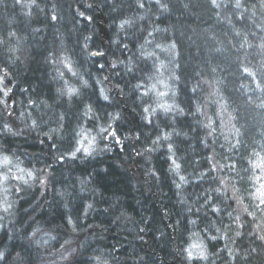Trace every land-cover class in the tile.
<instances>
[{"label":"trees","instance_id":"16d2710c","mask_svg":"<svg viewBox=\"0 0 264 264\" xmlns=\"http://www.w3.org/2000/svg\"><path fill=\"white\" fill-rule=\"evenodd\" d=\"M139 2L144 3L143 8L139 7ZM139 2L37 0L39 7L35 8L30 4L22 7L16 0H0V39L4 40L0 43V68L6 67L11 72L10 102L17 101L15 109H9L12 115L5 116L0 111V118L14 121V127L20 125L18 112L25 111L27 115L26 109L31 107L20 102L31 98L38 101L32 115L42 112L47 122V126L36 132L26 130L20 136H0V144L7 142L23 167L45 168L54 176L46 190L37 187L19 199L14 216L0 213L6 217L0 223L8 229V235L17 237L14 241H5L6 250L12 260L17 255L23 256L24 264H70L72 260L78 264H96L95 258L101 255L109 264H181L187 259V252L181 249L202 241L209 253L215 246L217 255L212 256L213 264H264V241L258 238L261 233L254 224H245L240 230L243 235L237 237L236 222L227 215L232 208L226 207L219 216L208 213L221 232H216L215 228L204 231L201 217L206 206L198 194L212 181L206 178L197 186L196 179L191 177L193 168L197 167L192 162L200 161V166L206 168L204 157L208 154H214L221 163L228 162L221 157H230L237 163L239 176L245 175L246 160L253 152L264 154V47H261L264 45V6L260 5V0H241L240 8H236L235 0H216L219 7L211 0ZM89 4L93 5L91 9ZM80 12L91 15L93 20L88 22ZM53 15L57 20L51 19ZM124 18L132 20L134 25L126 32L118 28L120 19ZM113 22L114 28L109 27ZM103 25L107 28L106 34L101 31ZM9 32L16 35L10 36ZM109 36L129 44V48L125 50L122 44L118 47L115 42L110 43ZM86 42L88 49L84 50ZM157 44L161 48H157ZM9 48L18 51L12 53ZM92 50H101L105 56L90 58L87 51ZM140 52H144L145 57L149 53L155 56L142 59ZM60 55L71 56L74 65L82 63L79 71L85 79L88 72L95 79L109 77L110 83L96 87L120 84L123 92L112 91V103L98 100L95 95L90 102L98 109L101 124L111 121L106 114L119 112L121 119L112 122L113 127L121 139L133 136L132 140L124 139L123 150L109 140L111 151L101 152L94 159L63 167L55 162L53 141L45 140L43 132L48 126L56 127V117L53 111L41 105L57 86L52 77L56 74L55 67L62 66L54 67L50 59ZM116 57L138 60L135 78L126 72H113L109 61ZM94 61L104 64L105 68L98 71ZM161 63L163 68H160ZM149 76L154 79L149 80ZM158 80L169 87L165 88ZM137 83H144L149 89L155 83L157 91L168 92L164 97L151 93L153 108L157 103L173 102L184 108L185 115L173 111L172 127L164 131L172 133L176 139L178 162L188 165L187 172L180 173L192 179L191 187L185 186L187 191L182 193L186 204L178 202L175 184L182 182L168 171L170 162H166L163 148L151 156L145 154L144 159L135 154L137 149L152 147L149 137L154 139L156 131L152 126H144L140 96L144 89H136ZM24 88L29 89L27 94L22 92ZM55 111L65 112V109ZM72 111L69 108L66 112L62 122L65 127L74 124ZM209 120L214 121L212 136L206 135L209 130L204 127ZM173 129L181 133L179 138L175 137ZM135 132H141L139 141L134 138ZM225 136L232 144L237 138L240 140L231 152ZM205 139L212 146L211 153L205 148ZM221 175L234 177L231 183H236L241 193L247 195V180L240 181L235 172L223 171ZM81 177L88 181L84 192L77 182ZM60 192L66 193L63 200L58 195ZM7 198L16 199L9 193ZM88 203H93L94 208L87 209ZM197 207L200 213L187 211ZM236 214L234 212L233 217ZM69 216L75 230L66 222ZM34 217L41 231L32 237L35 226L30 228L29 224ZM229 225L233 229L228 232L231 239L210 241L212 235L220 237ZM4 235L0 231V238ZM32 240L38 243H31ZM66 240L70 243L65 244ZM188 264H208V261L191 260Z\"/></svg>","mask_w":264,"mask_h":264},{"label":"snow or ice","instance_id":"6c2138e0","mask_svg":"<svg viewBox=\"0 0 264 264\" xmlns=\"http://www.w3.org/2000/svg\"><path fill=\"white\" fill-rule=\"evenodd\" d=\"M139 2V0H138ZM159 2V0H157ZM17 4H20L22 7H27L28 4L32 5L35 8H38L39 5L37 0H28L27 3L22 2V0H16ZM211 3L219 7L220 5L216 4V0H211ZM260 5L264 6V0H260ZM236 8L242 7L241 0H235ZM92 4L88 5V8L91 9ZM115 7V5H113ZM139 7L143 8L144 3L139 2ZM31 15V12L28 13ZM122 15V14H121ZM80 16L85 17L88 22L93 20L91 15L85 16L84 12H80ZM52 20H57V17L53 15ZM133 21L127 18L120 19L118 28L122 32H126L129 29L133 28ZM109 27L114 28L113 24H110ZM115 30V29H114ZM8 35L15 36V32H9ZM89 38L86 37L87 41ZM110 43L115 42L117 46L122 44L123 49H128L129 44L123 43L122 40H114L113 37L109 36ZM0 43H4V40L0 39ZM143 47V46H141ZM157 48H161L160 44L156 45ZM172 48L175 45L171 46ZM264 47V45H261ZM83 49H88L87 42L83 45ZM9 52L15 53L18 51L17 48H9ZM163 51H169V49H162ZM67 51V50H65ZM55 55V54H53ZM87 55L90 58L104 57L105 53L101 50H92L87 51ZM115 55V53H113ZM140 58L149 59L155 56V53H149L145 57L144 52H140ZM19 60V57H16ZM125 60L129 63H125ZM50 63L55 67L60 65L62 67H55V75L52 77V80L57 83V86L53 89V95L47 98L41 105L43 108H47L50 111H53V114L56 117L55 123L56 127L48 126V130L43 132L45 140L53 141L51 147L56 149L54 155V160L57 164L63 167L69 163H79L84 160L94 159L101 152L111 151V146L108 144L109 140L114 141V143L123 150L124 139L132 140L133 136L129 135L121 139V136L118 135L116 129L113 127L114 121L121 119L119 112L108 113L107 116L111 117V121L105 120L104 124L99 123L100 117L98 114V109L90 102L91 96L95 95L97 99H102L109 104L112 103L111 93L116 91L118 94L123 92V89L120 87V84L117 83L111 87H96L98 84L105 83L108 84L109 77L103 76L102 79H95L92 77V73L88 72V78H84V74L79 71V68L82 67V63L79 65H74V62L69 55H60L56 56L54 59H50ZM94 66L98 71H102L105 68V65L94 61ZM109 67L113 70L114 73L119 74V72H126L128 75H131L135 78V73L139 68L138 60L133 57H124L123 59L116 57L113 60L109 61ZM155 68V63L153 64ZM164 65L161 63L160 68H163ZM159 71V68L156 69ZM247 71V69H245ZM149 80L154 79L153 76L148 77ZM178 79V77H176ZM11 72L5 67L0 68V111L3 112L5 116H11L12 112L9 111L10 108L15 109L17 101L11 100L10 97L13 93V88L9 85L11 84ZM160 84H164L165 88L169 87L164 83L163 80L157 81ZM136 89H144L140 96L142 98L141 103V115L143 118L144 126H152L156 129L153 133L155 136L154 139L149 137L152 147H145L143 149H137L135 154L140 156L142 159L147 156H151L153 152H156L158 149L163 148V154L166 156V162H170L168 171L179 177V180L182 183H176L175 187L178 189L176 195L179 197L178 202L186 204L182 193L187 191V187H191L192 179L188 175L180 174L181 171L187 172L188 165L187 162L181 163L177 160V152L179 149L176 147V139L173 138L172 133L165 132L164 129L172 127L170 121L174 120L171 114L173 111H177L178 115H185L183 107L175 104L168 103H157L156 107H152L150 96L152 92H155L157 96L164 97L168 95V92H159L157 91L156 84H152L149 89L144 83H137L135 85ZM195 91V89H193ZM22 92L27 94L29 89L24 88ZM149 98V99H144ZM51 101V103H48ZM26 105L31 106L25 111L18 112L17 119L21 120L20 125H14V121H5L0 118V136L4 137H13L20 136L25 133L26 130L36 132L38 129H42V126H47V122L43 120V113L38 112L35 116L32 115V112L37 109L38 101L29 98L26 102ZM64 108L65 112H56L55 109ZM69 108H72V116L74 117V124H69L67 127L62 123L65 120L66 112ZM159 110V111H157ZM197 111H200V108H197ZM31 117V119H29ZM88 125L85 127V125ZM161 124L163 127L161 128ZM106 125V126H105ZM214 121L209 120L207 124L204 125L209 131L206 133L207 136H212L215 132L213 127ZM70 129V135H68ZM175 132V137L179 138L181 136L180 132ZM95 132V134H93ZM236 136L239 135V130L236 129ZM184 135H187L184 133ZM65 137H67V144L65 146ZM135 140L139 141L141 139V132L134 133ZM225 140L229 142L230 147L228 151H233L239 144L240 140L237 138L235 144H232L228 136H225ZM43 142V141H42ZM166 142V143H165ZM187 141H185L186 143ZM205 148L212 152V146L209 144L208 140L204 141ZM223 148V145H221ZM223 160H227V163H221L216 159L214 154H208L204 157L206 168L200 166V161H193L197 167L193 168L191 177L196 179L197 186H200V182L209 179L212 181L207 187H202L199 198L201 203L205 205V214L201 217V221L205 223L204 231L208 232L210 229L215 228L216 232H221V228L216 227L213 221L209 218L208 213L210 212L212 216H219L224 209L232 208V211H228L227 215L230 218H233L236 222L235 235L240 237L243 233L240 231L245 227V224H254L256 229L261 233L259 239L264 241V154L260 152H253L252 155L246 160L247 167L244 169L245 175L239 176L237 171V163L232 161L230 157H221ZM29 163L31 160L29 159ZM22 161L16 152H14L8 145L7 142L0 144V192L3 195H0V213L7 214L11 217L15 215V207L19 199L26 196L34 188L39 187L40 189H47L48 184L54 179V176L46 171L45 168H32V167H22ZM48 167H51L49 165ZM106 171V170H105ZM235 172L239 176L240 181L247 180L249 187L245 189L247 195L241 193V188L237 186L236 183H231L234 179L231 175L225 176L221 175V172ZM90 179V177H89ZM77 182L81 185L80 191H86L85 185L88 183L84 178H77ZM187 186V187H185ZM75 187V184L73 185ZM11 192L13 196L16 197L14 200H9L7 198L8 193ZM61 200L66 196L65 192L58 193ZM70 195V194H69ZM235 205V207H233ZM67 207V205H64ZM94 204L88 203L87 209H93ZM35 211V208H33ZM83 211V210H82ZM187 211L195 213H200L201 209L199 207L194 210L189 208ZM237 213L233 217V213ZM243 214V219L242 215ZM87 215V212L84 213ZM5 216L0 215V220L5 219ZM250 218V220H249ZM79 219V217H77ZM68 224L73 226L75 230V224L73 223L71 217L69 216L66 221ZM196 220H193L192 223L196 224ZM22 223V221H21ZM34 227V230L31 233L32 237H35L38 232L41 231L39 227L37 218H32L29 227ZM13 229H15V223L12 224ZM0 231L4 232V237L0 238V262L3 264H24V257L17 255L15 260L11 259V253L6 250L5 241L6 240H15L17 237L9 236L8 229L0 223ZM141 231H144L141 229ZM233 231L231 225L228 226V230L222 232L220 237L212 235L209 239L210 241H217L218 239H231V236L228 232ZM255 235L256 233H252ZM25 238L27 237V230L24 234ZM54 239V237H53ZM31 243H38L36 240H32ZM65 244L70 243V241H65ZM63 247V245H61ZM13 247L15 244L13 243ZM182 252H187V259L182 261L181 264H188V261H208V264H213L212 256L217 255L215 251V246L211 253L208 251L207 245L201 243L193 244L188 249H181ZM224 251V249H220ZM231 255V253H229ZM67 259V257H63ZM96 264H109L108 260L103 257V255L95 258ZM70 264H78L76 260H72Z\"/></svg>","mask_w":264,"mask_h":264},{"label":"rangeland","instance_id":"374dc122","mask_svg":"<svg viewBox=\"0 0 264 264\" xmlns=\"http://www.w3.org/2000/svg\"><path fill=\"white\" fill-rule=\"evenodd\" d=\"M102 33H107V28L103 25L101 28ZM22 166V165H21ZM23 167V166H22ZM2 193V192H1ZM9 194H12L11 192H9Z\"/></svg>","mask_w":264,"mask_h":264}]
</instances>
